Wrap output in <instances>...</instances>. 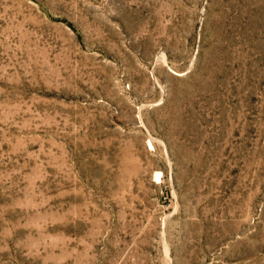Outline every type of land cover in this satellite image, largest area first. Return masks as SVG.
I'll use <instances>...</instances> for the list:
<instances>
[{"label":"rangeland","instance_id":"obj_1","mask_svg":"<svg viewBox=\"0 0 264 264\" xmlns=\"http://www.w3.org/2000/svg\"><path fill=\"white\" fill-rule=\"evenodd\" d=\"M0 264H264V0H0Z\"/></svg>","mask_w":264,"mask_h":264}]
</instances>
